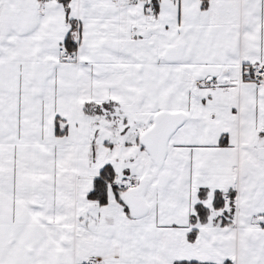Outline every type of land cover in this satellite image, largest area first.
Listing matches in <instances>:
<instances>
[{
	"label": "snow or ice",
	"instance_id": "snow-or-ice-1",
	"mask_svg": "<svg viewBox=\"0 0 264 264\" xmlns=\"http://www.w3.org/2000/svg\"><path fill=\"white\" fill-rule=\"evenodd\" d=\"M0 264H264V0H0Z\"/></svg>",
	"mask_w": 264,
	"mask_h": 264
}]
</instances>
